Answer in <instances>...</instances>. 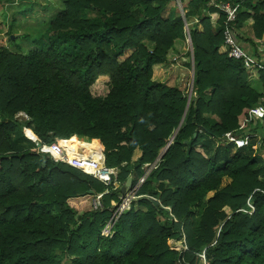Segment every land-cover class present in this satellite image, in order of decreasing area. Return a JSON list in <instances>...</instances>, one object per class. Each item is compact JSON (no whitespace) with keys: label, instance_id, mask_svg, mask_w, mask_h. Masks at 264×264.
I'll use <instances>...</instances> for the list:
<instances>
[{"label":"trees","instance_id":"16d2710c","mask_svg":"<svg viewBox=\"0 0 264 264\" xmlns=\"http://www.w3.org/2000/svg\"><path fill=\"white\" fill-rule=\"evenodd\" d=\"M207 2L180 0L194 7L183 15L177 0H63L33 50L0 46V264H201V253L203 264H264V118L248 115L264 104V70L219 53L225 14ZM250 17L263 37L264 0L245 1L234 25ZM187 31L192 53L178 60L190 68L193 54L190 99L153 78ZM18 111L42 141L99 144L121 186L173 136L111 238L100 229L116 194L84 209L106 186L23 146ZM229 133L254 135L233 149Z\"/></svg>","mask_w":264,"mask_h":264},{"label":"built area","instance_id":"2783aa9c","mask_svg":"<svg viewBox=\"0 0 264 264\" xmlns=\"http://www.w3.org/2000/svg\"><path fill=\"white\" fill-rule=\"evenodd\" d=\"M245 1L247 0H208L207 5L214 6L225 14V19L223 21L222 45L225 47V53L227 56L236 60H240L246 67L254 66L264 70V60H262L260 56L261 51L258 50V56L254 52H249L244 48L241 41L238 40L235 35L234 23ZM1 45L2 43L0 42V46ZM260 111L261 108L259 107L257 109L251 110L252 113L262 115L263 113ZM14 118L19 123L24 125V136L34 144L39 153L47 155V157L56 163H65L72 168L78 169L106 186L102 192L94 193L91 196V209L102 210L104 208L102 203L103 195L107 193L116 194L118 200L114 205L108 208L110 214L101 224L100 229L101 240L111 238L115 233V225L118 222L120 216L131 208L133 202L136 199H138L140 196H145L138 195L137 191L139 187L146 181L150 171L157 167L160 162V157L151 163H144L141 166L143 174L137 178L134 185L132 182V187L129 189V192L122 193L121 187L124 184L121 186L120 182L115 180L118 169L115 167H108L106 165L104 154L103 160L96 161L95 158L89 153H85L83 148H79L77 144L73 145L72 143H69L72 137H75V135L65 139L54 137L50 142L42 141L27 125H25V123L28 122L30 118L24 111H18L14 115ZM30 134H33V136ZM90 140L94 141L92 139ZM63 143L66 144L64 145ZM37 144H39L38 147ZM98 148L100 149L99 144ZM100 162L102 163L101 166H99ZM248 206L250 209L245 210V212L252 214L254 212V206L250 202H248ZM166 209L170 211V207H166ZM199 256L203 258V261L205 260L203 253L199 254Z\"/></svg>","mask_w":264,"mask_h":264},{"label":"rangeland","instance_id":"374dc122","mask_svg":"<svg viewBox=\"0 0 264 264\" xmlns=\"http://www.w3.org/2000/svg\"><path fill=\"white\" fill-rule=\"evenodd\" d=\"M49 1H51L53 3L52 4L53 5V9L50 12H51L52 15L53 14L56 15L63 8V0H49ZM10 2H11V6H9V7L5 6V4L7 5V3H10ZM10 2H8L7 0H2L0 2V11H2V13H4V15H3L0 12V18L2 19V22L5 23V24H6L5 21L8 20V14L9 13H12L16 17H17L18 14H21V13L25 14V15H28L29 14V13H27L28 12V8L29 7L33 8L32 3L34 1L33 0H23V1H21V4H19V3L15 4V0L14 1L10 0ZM45 5L46 4H44L43 7H45ZM46 7H47V5H46ZM60 7H61V9H60ZM46 13H48V10H46ZM86 13H88V12H86ZM29 15H32V14L30 13ZM29 15H28V17H29L28 19L29 20H34V17L33 16H29ZM6 16H7V18H6ZM49 19H51V17L46 18L45 19L46 22L44 21L45 23L43 22L44 23L43 25H38L37 28L24 27L25 28L24 31H23L24 34L30 32V30H32L33 32H32V34H29V36L31 37V36L34 35L33 37H35V39H37L40 36V34L42 32H44ZM15 21L16 20H13V22H15ZM2 22H0V23H2ZM14 28L15 27H13V25H12V29H14ZM12 29L9 30L10 32L8 31L7 34H10L12 32L10 35L14 36V34H16V32H15V30L13 31ZM3 30L4 29L1 27L0 28V32L3 31ZM186 36H188V31L186 33ZM13 40H15V42L11 41L10 44H12V45H10L9 44V40H7V43H8L7 44V48H9V49H11L13 51H21L23 53H26L30 49L34 48L33 45H35L32 42L31 39H27V38H21V37L15 38L14 37ZM176 44H177L178 49L174 48V46L176 47ZM174 46H173V48L171 47L168 50V52H167V62L162 63V64H160L159 66H157L155 68L154 73H153V77H154V79L158 80L162 85H165V86H168V87H175V88L183 91L184 93H186V95L189 98L190 89H191V83H193L192 82V67H190V68L186 67L178 60V56H180V54H182L183 52L187 51V49L190 48L189 47V43H188L187 39L185 38L182 41V44H181V41L178 40L174 44ZM172 49H174V50L171 51ZM130 52L131 51L126 52L124 54V56H122L120 58V60H122L126 56H128L130 54ZM256 119H258V118L255 117L254 113H252L251 116H250L249 121L255 122ZM261 119H263V118H259L258 120L262 121ZM226 135H225V138H224V140L225 139L226 140L225 141L223 140L225 143L227 142V139L228 140H229V138L231 139V137H229L228 135L226 136ZM253 135L254 134H250V135L246 136V140L250 139V137L253 136ZM255 136H257L256 142L261 141L259 135H255ZM93 139H95L96 141H98L100 143L99 139H96V138H93ZM24 141H25L26 144H29V147H35V146H33L34 144L30 143V141L28 139H26ZM219 141L220 140H218V143H217L218 145L221 144ZM171 142H172V139L170 138L169 141H168V144L162 149V151L160 152V155L157 158H159L160 156L163 155L164 151L167 149V147L169 146V144ZM81 147H83V145L80 146L79 148H81ZM197 148H201V146L197 147ZM141 153L142 152H141L140 149H135L133 154H132V162H135L140 157ZM137 154H138V156H136ZM90 205H91V197L87 199L84 209H86V210L90 209ZM137 206L140 207L139 205H137ZM225 210L228 213L230 212V209L228 207H226ZM200 261H201V264H203V262H204L203 258L200 257ZM63 264H70V262L68 260H65L63 262Z\"/></svg>","mask_w":264,"mask_h":264},{"label":"crops","instance_id":"0c3cea01","mask_svg":"<svg viewBox=\"0 0 264 264\" xmlns=\"http://www.w3.org/2000/svg\"><path fill=\"white\" fill-rule=\"evenodd\" d=\"M1 1L2 0H0V2ZM7 1L10 2V0H7ZM21 1H23V0H15V4H17V3L21 4ZM33 1H34L32 3L33 8L29 7L27 13H29V14L31 13L32 15H29V14L28 15L29 16H33L34 20H29L28 19L29 18L28 15H25V14H22V13H21L22 15L18 14L17 17L14 16L12 13H9L8 14V20L5 21L6 24L3 23L2 19L0 18V22H2V23H0L2 25V26L0 25V28L2 27L4 29L3 31L0 32V36H3L2 41H1L2 42V46L7 47V44H8L7 40L10 39V36H11L10 35L8 37L9 34H7V33H8L9 30L12 29V25H13V27H15L12 30L13 31L15 30V32H16V34H14V36L16 35V36L21 37V38L31 39L32 42L35 44V37H33L34 35L31 36V37L29 36V34H32L33 31L30 30V32L24 34V32H23L24 29H25L24 27L37 28L38 25H43L46 22L45 21L46 18H49V17L52 18L54 14L52 15L51 12H50L53 9V5H52L53 3L51 1H49V0H33ZM185 1H188V0H185ZM44 4H46L47 7H46V5H45V7H43ZM177 4H178V1H177ZM5 6H8V7L11 6V2L7 3V5L5 4ZM180 8H181V11H182L183 15L189 9H194V7H186L185 9H183L182 5H181ZM60 9H61V7H60ZM46 10H48V13H46ZM204 10L205 9H203V11ZM0 12L2 13V11H0ZM169 12H170L169 9L165 10L164 17H167L170 14ZM2 14L4 15V13H2ZM6 18H7V16H6ZM13 20H16V21L13 22ZM194 22L197 23L196 24V28L198 30H201L202 29V25L197 22L196 18L194 19ZM253 23H254V20L250 17L247 20H245L241 25L240 24L236 25L235 26V35H236L237 39L241 41V43L244 46V48L246 50H248L249 52L253 53L255 50H257V53H258V50H260L261 51L260 52L261 59L264 60V36L261 37V38H256L255 37L254 29H253ZM18 37H16V38H18ZM186 39H187V36H186ZM10 40H13V39H10ZM179 41H181V44H182L183 40H179ZM13 42H15V40ZM10 43L11 42H9V44ZM144 44H146L149 48H153L154 47V43L153 42L144 41ZM10 45H12V44H10ZM33 46L35 48V45H33ZM34 48H32L30 50H33ZM174 48L178 49L177 44H176V47L174 46ZM173 50L174 49H172L171 51H173ZM218 50H219V53H225V47L222 45V43L219 45V49ZM257 53H255V54H257ZM257 56H258V54H257ZM159 65L154 66V70ZM153 73H154V71H153ZM254 87L259 89L260 88V83L256 84ZM262 101H263V99H262ZM258 107L261 108L260 112L263 113V114L262 115H257V114L254 113L255 117L258 118V119L259 118H264V104H263V102H260V103H257L255 105H253L249 109V111H248L249 119H250V116L252 114L251 110L252 109H257ZM258 119H256V120H258ZM227 135L229 137H231V139L230 138H229V140L227 139V143H232L234 145L233 149H237V148H239L241 146H245V145L248 144L249 139L246 140V136L250 135V133H246L245 135H234V134L229 133ZM20 143L23 146H26V147L29 146V144H26L24 140H21ZM261 143H262V141H258V142H256V145H259ZM136 156H138V154ZM260 156L263 157V159H264V150H263L262 155H260ZM131 177H132V182H133L134 177L133 176H131ZM135 208H142V207H138L135 204ZM142 210H144V208H142Z\"/></svg>","mask_w":264,"mask_h":264},{"label":"water","instance_id":"95a60500","mask_svg":"<svg viewBox=\"0 0 264 264\" xmlns=\"http://www.w3.org/2000/svg\"><path fill=\"white\" fill-rule=\"evenodd\" d=\"M178 1V5L181 7V3H180V0H177ZM186 30H188V28H187V24H186ZM2 38H3V36H0V40H2ZM14 38V36L13 35H11L10 36V39H13ZM187 41H188V43H189V47H190V49H191V53H192V46H191V38H190V36H189V34H188V36H187ZM193 72H194V70H193V54H192V82H193ZM192 84L193 83H191V89H190V95H189V99H190V96H191V92H192ZM188 99V100H189ZM183 120V119H182ZM182 120L180 121V124H181V122H182ZM180 124H179V126H180ZM173 138V136L171 137V139ZM39 146V144H37V147ZM132 187V177L131 176H129L127 179H126V182H125V184L121 187V192L122 193H125V192H129V189ZM92 191H89V193H91Z\"/></svg>","mask_w":264,"mask_h":264},{"label":"bare ground","instance_id":"6f19581e","mask_svg":"<svg viewBox=\"0 0 264 264\" xmlns=\"http://www.w3.org/2000/svg\"><path fill=\"white\" fill-rule=\"evenodd\" d=\"M31 136H33V134H30ZM79 141L75 140V139H71V143L73 145L78 144ZM70 143V142H69ZM84 149L85 153H89L91 156H93L95 158L96 161H100L103 160V155L101 150L98 148V146L95 143H87L84 144L83 147H81ZM101 162L99 163V166H101Z\"/></svg>","mask_w":264,"mask_h":264}]
</instances>
